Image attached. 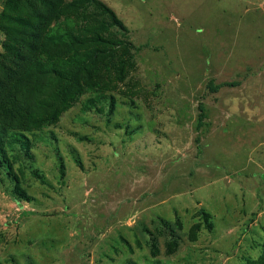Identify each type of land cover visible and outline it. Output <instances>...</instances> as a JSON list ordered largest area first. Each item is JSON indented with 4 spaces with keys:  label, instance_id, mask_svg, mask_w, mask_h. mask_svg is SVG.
<instances>
[{
    "label": "rangeland",
    "instance_id": "374dc122",
    "mask_svg": "<svg viewBox=\"0 0 264 264\" xmlns=\"http://www.w3.org/2000/svg\"><path fill=\"white\" fill-rule=\"evenodd\" d=\"M99 1L77 88L72 13L0 0V264H264V0Z\"/></svg>",
    "mask_w": 264,
    "mask_h": 264
},
{
    "label": "trees",
    "instance_id": "16d2710c",
    "mask_svg": "<svg viewBox=\"0 0 264 264\" xmlns=\"http://www.w3.org/2000/svg\"><path fill=\"white\" fill-rule=\"evenodd\" d=\"M26 1L31 3V0ZM34 9L38 13L39 18L42 20H45L48 15V11H55V13L59 14L63 12L72 13V17L66 22L67 28L62 29L61 27H58L55 33L49 37V40L53 45L58 43L56 44L58 48L63 45V48L69 49V59H60L58 64H53V62L48 60L50 63H46L41 66L40 62L39 66L42 68L40 71L43 74L59 70L57 67L59 68L61 62H69L71 69L75 68L74 71L75 74H77L72 80L77 88L80 87L79 81L81 79L82 71L91 70L93 63L98 65L99 59L103 58V54L94 49V45L98 43L105 45V41L107 42L105 33L108 28L118 27L120 30L124 29L127 31L124 24H122L116 14L107 5L99 0H73L69 4L65 5L62 0H39V4L36 5ZM65 16L69 15L66 14ZM78 51L84 55H79ZM124 57L118 60L115 64L116 68H118L116 72L117 76L120 78H123L120 70H126L129 65L133 64L134 59L132 55H129L126 58ZM232 85L235 84L226 83L218 86L211 84L210 87L213 90H219L224 86ZM94 101L97 102L98 99H95ZM40 104L43 106L42 102ZM11 137H13V146L14 144L20 145L21 148H26L28 146V143L24 142L23 135L21 133L13 132Z\"/></svg>",
    "mask_w": 264,
    "mask_h": 264
}]
</instances>
